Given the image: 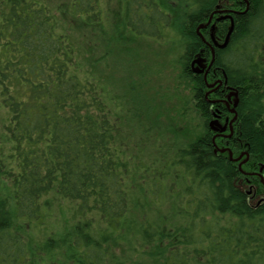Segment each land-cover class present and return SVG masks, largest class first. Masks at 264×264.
Masks as SVG:
<instances>
[{
    "label": "trees",
    "instance_id": "16d2710c",
    "mask_svg": "<svg viewBox=\"0 0 264 264\" xmlns=\"http://www.w3.org/2000/svg\"><path fill=\"white\" fill-rule=\"evenodd\" d=\"M259 171L264 0H0V264H264Z\"/></svg>",
    "mask_w": 264,
    "mask_h": 264
},
{
    "label": "rangeland",
    "instance_id": "374dc122",
    "mask_svg": "<svg viewBox=\"0 0 264 264\" xmlns=\"http://www.w3.org/2000/svg\"><path fill=\"white\" fill-rule=\"evenodd\" d=\"M221 13H223L221 15V17H223L225 14H224V12H221ZM220 44H222V43H220ZM132 45H133V47L140 49L139 55L144 54L152 62L151 63L152 71L155 72V75H154L155 85H156V88L161 91V94L162 93L170 94V92L173 93V89L175 87V71H174L173 65L171 64V59L174 55V52H171V49H170L171 47H169V48H168V46L161 47V46H158L157 44H155L153 42H148V41H141V42H137L135 45L134 44H132ZM155 65H158V66H155ZM202 69H204V67H202ZM159 80H160V82H159ZM159 84H161L162 86H160ZM218 89H219V87H217V85L212 84L210 91H212V93H215L216 90H218ZM183 94H185V92H182V95ZM149 98H151V97H149ZM218 99L219 98H216V96H215V100H216L215 102L216 103L218 102ZM163 101H167V100L165 99ZM233 101H234V99H232V101H230L229 103L231 105H233L232 104ZM168 103H170V104L172 103L171 105L175 107V102L173 103V102L168 101ZM225 103H226V100L223 99L221 101V104H225ZM163 110H164L163 111L164 113L168 112L167 107H164ZM217 111L219 112V110H217ZM227 115H228V113H227ZM227 115L225 116L226 118H227ZM229 122H232V120L229 119ZM221 123H222L221 125L224 126V123H225L224 120H221ZM225 135L228 138L233 137V135H234L233 127L232 128L230 127V130L228 132H226ZM219 137H222V136H219ZM224 140H226V139L224 138ZM229 148L230 147H228V149H224L222 151H229ZM240 150L241 151H238V150L236 151V153H237V155L235 156L236 158H234L232 152H230V158H232L235 162L239 163V168L242 170V168L245 167V165L248 162H250V158H249L248 153L246 151H244V149H242V147H240ZM243 170H244V168H243ZM245 173L254 176L255 179H259V181L260 180L264 181V176H263L264 172H262V171L257 172L259 174L252 173V172H245ZM257 176H259V178H257ZM247 178H249V176H247ZM248 181H246V182H248ZM250 183L251 182H248V186ZM252 188H254V187L253 186L252 187H246V190L248 189V191H250V193H252L253 192ZM257 190H258V188H257ZM260 195L261 196L264 195V190L261 189V192H259V196L256 198V200L259 199Z\"/></svg>",
    "mask_w": 264,
    "mask_h": 264
},
{
    "label": "water",
    "instance_id": "95a60500",
    "mask_svg": "<svg viewBox=\"0 0 264 264\" xmlns=\"http://www.w3.org/2000/svg\"><path fill=\"white\" fill-rule=\"evenodd\" d=\"M225 19H230L232 21V17L230 15H227V16H223L221 17L220 19L217 20V22H220V21H224ZM215 29V24L212 26L211 28V37H212V40L214 41V45L215 47L219 48V49H222V48H225L228 43H229V39H230V36L233 32V29H234V23L232 21L231 23V27H230V30L226 36V39L224 40V43L223 44H218L215 40H214V35H213V31ZM214 54V52H213ZM211 66V65H210ZM222 86V82H219V88ZM232 98L234 99L233 101V108L235 109L238 104H239V98H238V93L237 92H232L229 96H228V100L229 101H232ZM232 113H235L233 110H232ZM214 121H212V123L210 124L211 126V129L215 132V133H218V135H221L223 134L225 131H226V126H222L219 122V116L217 114L214 115ZM232 123V122H231Z\"/></svg>",
    "mask_w": 264,
    "mask_h": 264
},
{
    "label": "flooded vegetation",
    "instance_id": "af4514ba",
    "mask_svg": "<svg viewBox=\"0 0 264 264\" xmlns=\"http://www.w3.org/2000/svg\"><path fill=\"white\" fill-rule=\"evenodd\" d=\"M233 107V105H231L229 102H227V109H228V111H232L231 110V108ZM229 113V112H228ZM221 116L219 117V121H220V123H221ZM224 126H226V131L223 133V134H221V135H219V136H222L223 138H225V139H230V138H228L226 135H225V133L226 132H228L229 130H230V127L232 128V125H233V123H231V122H229V118H227L226 120H224ZM222 124V123H221Z\"/></svg>",
    "mask_w": 264,
    "mask_h": 264
},
{
    "label": "bare ground",
    "instance_id": "6f19581e",
    "mask_svg": "<svg viewBox=\"0 0 264 264\" xmlns=\"http://www.w3.org/2000/svg\"><path fill=\"white\" fill-rule=\"evenodd\" d=\"M227 15H229V14H225L224 16H227Z\"/></svg>",
    "mask_w": 264,
    "mask_h": 264
}]
</instances>
